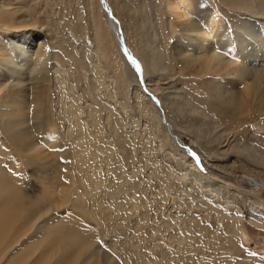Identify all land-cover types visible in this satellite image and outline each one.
I'll return each mask as SVG.
<instances>
[{"label":"rangeland","instance_id":"obj_1","mask_svg":"<svg viewBox=\"0 0 264 264\" xmlns=\"http://www.w3.org/2000/svg\"><path fill=\"white\" fill-rule=\"evenodd\" d=\"M104 1L145 72L157 58L174 80V106L138 82L98 0H0L37 26L0 27L3 60L32 69L12 42L46 53L33 80L0 66V264H264V59L248 61L259 79L198 75L208 54L173 47L175 0ZM192 1L202 31L197 16L223 14L222 0ZM229 42L209 52L235 62ZM26 185L42 203L5 209Z\"/></svg>","mask_w":264,"mask_h":264},{"label":"bare ground","instance_id":"obj_2","mask_svg":"<svg viewBox=\"0 0 264 264\" xmlns=\"http://www.w3.org/2000/svg\"><path fill=\"white\" fill-rule=\"evenodd\" d=\"M100 5V11L104 17L107 18V22L112 27L111 30L115 33V36L117 38V41L119 42V50L123 54L126 61L130 62L133 67L135 68V71L138 75V82L140 84L142 83L145 88L148 89V91L152 92L155 96L161 95L163 96L167 101L173 99L174 96L172 93H174V90L172 89L171 83H173V79L169 76H163L161 77L156 70V60L157 58L151 59L147 66L149 73L147 74L145 71V66L142 63V61L136 56L130 45L127 41L124 40L125 31L124 28L121 26L122 29V36H119V27L115 24L117 17L116 15L110 11L107 7L104 0H98ZM192 0H175V2H172L168 4L167 8L169 10L170 15L174 19H178V27L180 30H183V33H180V35L177 36V39H175V44H173L174 48H177V51L181 53L187 48H190L191 52H194L195 50L200 52H207L206 56H204V61L201 62V70L198 73V75L201 76H211L213 78L219 79V77L227 78L230 76H238L241 74L243 76H246V74L254 75L255 79H259L262 75L261 69H255L253 62H248L249 60H256V58L261 57V61L264 59V39L261 37V35H257V31L254 28V23H259L264 27V0H222V7L220 6L223 14H218L216 12H212L208 15V13H201L196 18H202V22L206 23V28L200 30L195 22L193 21V18H189L188 14L190 13H198V8L193 6ZM109 3V0H108ZM3 5V4H2ZM109 10L110 12L107 15H104L103 12L105 10ZM103 10V12H102ZM114 11V10H113ZM223 15V16H222ZM228 18V21L232 22L234 25L233 27V34H230L227 26H226V17ZM225 17V18H224ZM239 18V22L238 19ZM25 19V15L23 11L16 10V8H10L9 6H1L0 5V27L2 30L9 31L8 33L12 34L16 29V31L21 33L20 38H23L24 36V28H37V26L34 25H24L23 20ZM26 23V20H24ZM250 21V22H248ZM228 23V22H227ZM253 23V24H251ZM231 26V25H230ZM261 26V27H262ZM13 28V29H11ZM256 31V32H255ZM119 32V33H118ZM259 33V32H258ZM264 33V32H263ZM227 38V40H225ZM126 39V38H125ZM136 40H134L135 42ZM225 41H230L233 52L237 58H235V62H226L223 58H220L216 52H209L210 46H212L213 42L214 45L217 43H223ZM139 42V41H138ZM13 43V44H12ZM12 48L16 52V54L20 53L24 59H27V62L32 64V69L29 70L27 68H19L13 59H4V51L1 48L0 43V66H3L6 68L8 73H11V75L16 74V77L18 78H25L33 80L38 75V67H40L44 61V55L46 53L41 54L35 51L34 54L30 55L27 53V50H25V46L19 42H12ZM130 43V42H129ZM213 45V46H214ZM259 45V46H256ZM39 46V45H38ZM7 47V46H6ZM39 48V47H38ZM46 49V48H45ZM212 49V48H211ZM260 49V50H259ZM41 51V50H39ZM209 52V53H208ZM256 53H262L260 56L256 55ZM150 57L154 56V52L150 50L149 52ZM203 56V55H202ZM201 56V57H202ZM127 57V58H126ZM183 57H193L191 55L183 54ZM32 59H34V62H30ZM247 59V60H246ZM132 62H131V61ZM245 60V61H244ZM4 61V63H3ZM224 62V65H223ZM256 66V65H255ZM231 67V68H230ZM143 68V70H142ZM257 70V72H256ZM140 73V74H139ZM123 74V73H122ZM141 75V77L139 76ZM254 79V80H255ZM2 79H0L1 81ZM264 83V81H263ZM141 84V85H142ZM159 85H169V87L166 88H160ZM252 85H254L256 88L253 91V95L257 96V92H259L257 86H258V80H255ZM159 99V102H161V107L163 106V102L161 99L157 96ZM177 99V98H176ZM172 105L174 106V103L171 100ZM169 104V102H168ZM164 108V107H163ZM167 117V116H166ZM159 121V120H158ZM160 121H163V117L161 116ZM168 122V119H167ZM170 122V121H169ZM171 123V122H170ZM166 129V127H164ZM168 132H173L168 131ZM189 148V147H187ZM186 148V149H187ZM190 149V148H189ZM188 155L191 156L193 159V162L199 161L200 157L195 153L194 151L190 150L188 151ZM199 158V159H198ZM37 189H34L32 185H26L25 187L21 188L20 194L13 198L8 199V202H5V209L6 208H12L13 202L17 204H23L24 207L28 208V213H32L37 206L42 203L43 195L41 192H37ZM3 221V219H0V223ZM5 221V220H4ZM10 227H7L6 225L0 224V240L4 237V235L8 234L7 229ZM2 230V231H1ZM93 256L97 257L93 259L95 263L97 264H113L108 259H102L99 258L96 253H93Z\"/></svg>","mask_w":264,"mask_h":264},{"label":"water","instance_id":"obj_3","mask_svg":"<svg viewBox=\"0 0 264 264\" xmlns=\"http://www.w3.org/2000/svg\"><path fill=\"white\" fill-rule=\"evenodd\" d=\"M127 58V57H126ZM131 61V60H130ZM132 62V61H131Z\"/></svg>","mask_w":264,"mask_h":264}]
</instances>
